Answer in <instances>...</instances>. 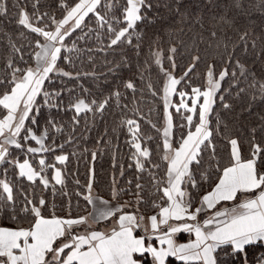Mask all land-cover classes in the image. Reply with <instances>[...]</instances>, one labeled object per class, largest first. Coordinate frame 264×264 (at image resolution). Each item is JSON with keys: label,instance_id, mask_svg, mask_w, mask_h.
<instances>
[{"label": "snow or ice", "instance_id": "snow-or-ice-1", "mask_svg": "<svg viewBox=\"0 0 264 264\" xmlns=\"http://www.w3.org/2000/svg\"><path fill=\"white\" fill-rule=\"evenodd\" d=\"M38 5L39 0H34L31 14L26 6L21 7L20 0H16L13 5L18 10L17 25L37 37L34 43L39 51L35 52L34 66L24 60L22 54L19 62L23 66L10 57L5 65V75L0 78V164L7 163L18 169V172H13L17 179H0V216L11 219L17 225H0V264H167L169 257H174L182 264H264V123L259 130L253 127L249 131V154L244 157L240 137L232 135L227 124L221 128L218 114L214 129L210 127L209 119L217 99L221 101L223 109L232 111V105L224 102L221 81L228 78V88L224 92L231 94V90L235 89L237 98L242 95L247 97L248 102L242 112L251 113L255 103L264 102V75L257 77L255 72L245 68L234 55L233 49L228 53L227 66L218 75L213 64H206V86L203 90L192 87L190 94L178 90L177 86L182 85V81H186L202 61L199 55L191 56L183 76L177 78L173 72L177 67L175 56L178 50L175 46H162L163 35L178 23L185 22L188 12L184 0H169L165 3L173 18L171 21L149 15L153 8L151 0H57L62 12L60 19L48 12H40ZM222 8L220 14L213 15L209 20L213 28L211 35L216 37L218 33H223L227 40L230 39L228 33L231 30L238 34L247 53L250 33L241 22V17H248L250 9L264 12V0H225ZM7 12L6 0H0V16ZM89 14L95 17L98 27L105 30L108 39L106 48L114 52L119 50V61L109 62L112 65L110 72L123 68L132 71L134 64L142 81L153 65L163 74L162 90L154 91L152 83L147 84L153 96L162 91L163 125L158 127L151 120L146 121L158 134L155 152H162L161 160L166 162L162 175L158 176L152 171L162 167L160 163L154 162V152L147 146L153 137L141 131L137 119L126 118L121 121L130 135L126 143L134 149L131 153L134 164L129 167H135L138 174L147 172L151 178V187L146 189L137 175L132 190L136 205L144 204L146 208L151 206L153 214L148 216L139 207L127 211L132 201L113 206L109 200L93 196L92 181L89 179L87 194L83 195V199L92 205V212L76 218L55 214L46 217L42 215L46 199L38 195L36 189L41 185L42 191L49 189L50 181L43 175L47 168L55 169L52 179L56 185H63L61 170L55 164L46 163L44 158L38 161L39 170L28 159L23 162L9 159L13 155L9 151L10 147L33 155L54 151L52 145L45 141L50 139L51 129H60L52 119L41 114L42 105L37 97L44 98V105L59 108L58 104L51 101L60 93L47 91L45 81L50 82V74L53 73L72 77L71 72L59 67L58 61L67 59L71 63L70 58L64 57L62 53V49L73 50L68 48L65 40L77 29H82V25L86 27L85 18ZM46 21H50L52 27ZM144 47H147L146 54ZM256 47V40L253 39L251 48L255 50ZM11 48L15 53L22 51L15 44H11ZM129 52L135 54V62ZM142 55L143 60L140 59ZM165 60L169 64L167 68L164 66ZM240 84L244 86L239 87ZM122 85L133 94L135 102V93L138 91L135 74L122 81ZM112 95L117 101L122 96L119 91ZM173 96L179 97L178 103H172ZM110 98L99 103L95 100L85 103L83 99L70 102L75 110L73 121L79 122L77 117L81 112L103 113ZM117 106H120L119 103ZM123 107L128 106L125 104ZM170 108H175V112L185 122L179 124L178 128L189 129L186 134L181 133L178 143L173 140L174 124ZM135 111L138 113V110ZM40 120H44L45 124L42 131ZM260 120L264 122V116ZM258 131L262 134L259 142ZM214 134L219 135L229 146L226 165H221L216 159ZM29 141L35 142L38 147L30 146ZM59 147L63 148V145ZM209 149L208 164L211 167L215 162L218 175L214 186H210L211 190L197 199L189 191V185L192 189L198 187L196 173L204 168V153ZM92 157L94 160L96 153ZM66 159L65 155L55 157L60 164ZM200 178L207 181L211 176L204 171L200 172ZM23 180L28 184L25 185ZM51 187L55 195L54 185ZM252 193L256 195L253 197L250 195ZM119 194L120 190L114 187L113 199L118 201ZM238 194L245 197L242 202L233 207L217 209L222 202L237 200ZM213 209L217 210L207 218L202 221L198 219L202 213ZM110 218H114L113 223L110 229L106 226L105 231H75L76 227L90 228ZM22 221H28L29 226H20ZM182 232L194 234L195 239L188 243H177L174 236Z\"/></svg>", "mask_w": 264, "mask_h": 264}, {"label": "trees", "instance_id": "trees-1", "mask_svg": "<svg viewBox=\"0 0 264 264\" xmlns=\"http://www.w3.org/2000/svg\"><path fill=\"white\" fill-rule=\"evenodd\" d=\"M34 0H20L21 7H25L29 14L32 13V3ZM123 2V0H121ZM153 8L150 10L151 17H163L171 21L173 18L169 10L164 6L169 0H151ZM225 0H184L185 8L188 15L185 17L183 24L177 26L163 35V47L175 46L178 50L175 56L177 67L173 74L179 78L183 76L186 67L191 62V56L199 55L202 61L190 73L186 81H182V85L177 86L178 90H184L191 93L192 87H200L204 89L206 83V64H213L216 74L223 70L228 64V53L235 49L234 55L240 59L245 68L255 72L257 77L264 75V12L255 9H250L248 17H241V22L245 24L250 33L249 48L245 53L243 44L239 40L238 34L229 30L230 39H225L223 33H218L216 37L211 35L213 31L212 24L209 22L213 15H218L223 11L222 4ZM8 12L6 15L0 16V78L5 75V65L11 57L17 61L19 66H23L19 62V56L22 54L24 60L30 61L34 65L35 52L38 48L35 47V34L17 25V9L13 7L16 0H6ZM40 12H48L54 15L56 19L62 16L61 10L58 8L57 0H39ZM118 14V13H117ZM202 18V19H201ZM52 27L50 21H46ZM86 27L82 25V29H77L71 37L66 38L65 43L69 49H62L63 56L70 58L71 63L67 59L58 61V65L64 71L71 72L72 77L59 76L55 73L51 75V81H45V88L49 92H59V96L53 98L51 103L59 105V108L44 105V98L37 97V100L42 105L41 114L52 119L57 127L49 132L50 139L46 140V144L52 145L54 151L38 154H25L19 149L11 148L12 156L9 159H18L23 162L28 159L34 168L39 170L38 160L44 158L46 163L55 164L61 170L63 185H56L52 179L55 169L47 168L43 175H46L50 181L48 190L43 189V185L36 189L38 195L44 196L46 199V208L42 209V215L51 217L55 214L60 217L76 218L85 216L91 210V205L83 199V195L87 194V184L89 179L92 181V195L99 196L104 200L125 204L132 201V204L127 207V211H133L139 207L140 211L146 216L153 214L151 206L147 208L144 204L136 205L132 190L136 183L137 175L140 176V182L145 185L146 189H150L151 184L147 172L137 173L135 167H129L134 164L131 159V153L134 151L126 141L130 139L127 128L121 125V121L126 118L137 119L141 126V131L145 135L152 136L153 139L147 142V146L153 150V160L160 163V169H152L158 176L162 175L166 162L161 160L162 152L156 153V144L158 142V134L156 130L147 123L151 120L157 126L163 125V101L161 99L162 91H159L156 96L152 95V91L147 88L149 82L153 85V90H162L163 74L159 69L152 68L144 74L145 79L142 81L139 74L136 72L133 64L132 71L128 68H123L115 72H110L109 68L112 65L110 61H119V50L115 52L107 49L108 42L107 34L104 29L99 28L92 14L85 18ZM203 24V26H201ZM23 33V35H21ZM79 37H84L80 39ZM256 40V49L252 50L251 42ZM11 44L21 48V53H15L11 48ZM103 49V50H102ZM144 53H147V47H144ZM135 62V54L129 52ZM31 57V59H30ZM144 59V55L140 57ZM164 66L169 67L168 62L164 61ZM235 67L233 62L232 68ZM231 71V69H230ZM77 73L79 75L77 76ZM135 74V83L138 91L135 93V102H133V94L125 89L122 81H126ZM228 78L221 81V90L225 96V101L232 105V111L222 108V103L217 99L214 105L213 114L210 116V127H216L217 114L221 120V128L227 124L228 130L234 136L240 137L242 155L247 157L249 154V144L247 142L248 133L251 128L256 127L258 130L262 122L261 116H264V102H257L252 106L251 113L244 111L242 108L247 105V97L241 96L237 98L235 89L231 90V94L224 92L228 88ZM185 83L187 86L185 87ZM240 84L239 87H243ZM119 91L122 96L119 101L112 93ZM218 96L220 93L217 94ZM109 103L103 113L97 111L81 112L77 117L78 123L73 121L75 110L70 106L78 99L85 100V103H90L95 100L97 103L108 99ZM178 96L172 97V103L177 102ZM119 103V107L117 106ZM127 104V108L123 106ZM93 108L95 106L93 105ZM138 110V113L135 111ZM173 114V140L178 143L181 133L186 134L189 129H180L178 125L185 123L174 108H170ZM143 117L144 119H141ZM27 123V122H26ZM195 123V118H194ZM41 131L45 124L44 120H40ZM34 127V131H35ZM194 130V128L192 129ZM39 134V132L37 133ZM262 134L257 133V141H261ZM54 141V143H53ZM162 142V141H161ZM30 146H36L35 142L29 141ZM213 144L216 148V159L221 165L228 163L229 146L226 141L219 135L214 134ZM59 145H63L60 148ZM210 149L204 153L205 164L200 172L207 171L211 178L207 181L200 178V172L196 173L198 187L192 189L189 185V191L197 197V199L211 190L210 186H214L216 182L215 162L210 167L208 160L210 159ZM96 153L93 160L92 154ZM57 155H65L67 157L63 164L55 160ZM115 164V167H114ZM122 166V168H121ZM151 167L150 165H146ZM7 173L4 174V169ZM18 172L13 165L7 163L0 164V179L15 180L18 177L13 176V172ZM123 171V175H121ZM23 179V178H19ZM115 179L116 183L113 184ZM79 181V183H77ZM129 181H132L129 184ZM24 184L28 182L23 180ZM56 189V194L53 195L52 187ZM120 190L118 201L113 199V188ZM64 193H67L65 195ZM81 193V195H77ZM108 220L103 221L104 225ZM102 222H100L101 224ZM0 225L8 227H16L17 225L9 218L0 216ZM20 226L28 227V221H22ZM80 227H76L75 231H80ZM78 229V230H77ZM139 234V233H137ZM140 234H142L140 232ZM187 234H183L186 236ZM182 234L179 235V239ZM59 243V241L57 242ZM167 264H182L175 260L174 257H169Z\"/></svg>", "mask_w": 264, "mask_h": 264}, {"label": "rangeland", "instance_id": "rangeland-1", "mask_svg": "<svg viewBox=\"0 0 264 264\" xmlns=\"http://www.w3.org/2000/svg\"><path fill=\"white\" fill-rule=\"evenodd\" d=\"M37 51H39V49L37 50ZM34 66V65H33ZM205 86H206V83H205ZM172 99V98H171ZM185 99L186 100H188V97H185ZM178 100H179V97H178ZM178 100H177V102H175V103H173V104H176V103H178ZM188 102L190 103V100H188ZM175 109V108H174ZM169 111H170V109H169ZM163 123V122H162ZM35 147H38V145H36ZM12 147H10L9 148V151H10V149H11ZM39 161V160H38ZM39 166V165H38ZM251 196H255L256 195V193H252V194H250ZM244 196H241V195H239L238 194V197H237V200H235V201H233V202H222V204L221 205H218L217 206V209H219V208H221V207H224V206H227V207H233V206H235V204H237V203H240V202H242V200L244 199L243 198ZM110 203L111 204H114V206H116L117 205V203H115V202H111L110 201ZM217 209H213V210H211V211H209V212H207V213H202L201 215H200V217H198V219L200 220V221H202L203 219H205V218H207V216L208 215H211V213L213 212V211H215V210H217ZM90 212H92V210H90ZM88 215V214H87ZM87 215H85V216H87ZM108 224H110V223H106L105 225H104V223L102 222L101 224H100V222H98L97 224H93V225H91V227L90 228H88L87 226H81L80 227V231H78V232H84L85 230H87V231H91V230H100V231H105L106 230V226L108 225ZM108 228V227H107ZM109 229V228H108ZM78 230V229H77ZM139 234H140V232H138ZM142 233V232H141ZM143 234V233H142ZM180 234H182V237L179 239V235ZM183 234H187L186 236H183ZM195 239V235L194 234H189V233H178V234H176L175 236H174V240L177 242V243H188L189 241H191V240H194Z\"/></svg>", "mask_w": 264, "mask_h": 264}, {"label": "crops", "instance_id": "crops-1", "mask_svg": "<svg viewBox=\"0 0 264 264\" xmlns=\"http://www.w3.org/2000/svg\"><path fill=\"white\" fill-rule=\"evenodd\" d=\"M242 196V195H241ZM243 198H245V197H243ZM97 205L98 206H100L99 205V201H97ZM113 206H114V204H112ZM91 210L93 211V207H92V205H91ZM113 220H114V218H110L109 220H108V222L107 223H110V224H108L107 225V227L110 229V227H111V224L113 223ZM104 221H106V220H104ZM100 222H103V221H100Z\"/></svg>", "mask_w": 264, "mask_h": 264}]
</instances>
